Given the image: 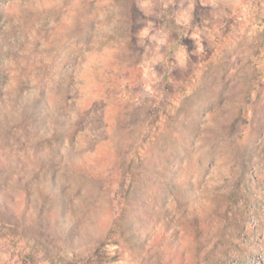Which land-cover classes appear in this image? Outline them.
Masks as SVG:
<instances>
[{
    "label": "rangeland",
    "instance_id": "obj_1",
    "mask_svg": "<svg viewBox=\"0 0 264 264\" xmlns=\"http://www.w3.org/2000/svg\"><path fill=\"white\" fill-rule=\"evenodd\" d=\"M0 264H264V0H0Z\"/></svg>",
    "mask_w": 264,
    "mask_h": 264
}]
</instances>
